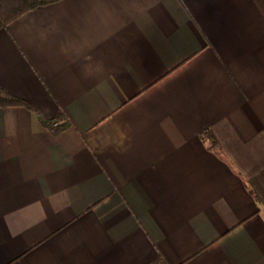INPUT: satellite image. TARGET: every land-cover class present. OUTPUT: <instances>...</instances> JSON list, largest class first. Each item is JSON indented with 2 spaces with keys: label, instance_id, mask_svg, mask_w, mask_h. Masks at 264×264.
Listing matches in <instances>:
<instances>
[{
  "label": "crops",
  "instance_id": "1",
  "mask_svg": "<svg viewBox=\"0 0 264 264\" xmlns=\"http://www.w3.org/2000/svg\"><path fill=\"white\" fill-rule=\"evenodd\" d=\"M0 84V264H264L253 0H56L0 29Z\"/></svg>",
  "mask_w": 264,
  "mask_h": 264
},
{
  "label": "trees",
  "instance_id": "2",
  "mask_svg": "<svg viewBox=\"0 0 264 264\" xmlns=\"http://www.w3.org/2000/svg\"><path fill=\"white\" fill-rule=\"evenodd\" d=\"M56 0H0V29L7 26L13 20L21 16L23 13L41 5L52 3ZM264 16V0H253ZM9 106H25L28 104L21 98L13 95L3 85L0 84V107ZM53 122L50 123V125ZM65 128V125L55 127V132H59ZM205 141L210 142L209 148H213L215 141L210 132L205 131L202 134Z\"/></svg>",
  "mask_w": 264,
  "mask_h": 264
}]
</instances>
